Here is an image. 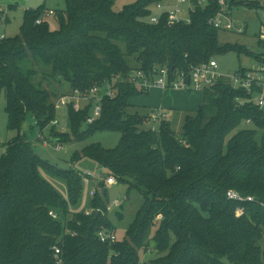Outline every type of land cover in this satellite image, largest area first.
I'll return each instance as SVG.
<instances>
[{
	"label": "trees",
	"instance_id": "1",
	"mask_svg": "<svg viewBox=\"0 0 264 264\" xmlns=\"http://www.w3.org/2000/svg\"><path fill=\"white\" fill-rule=\"evenodd\" d=\"M65 1L66 9L56 10L58 29L50 28L47 17L37 23L47 9L41 6L26 10L19 34L0 38V101L4 94L8 128L17 132L0 158V264H57L55 245L64 264H264V109L253 103L238 107L245 91L220 81L202 92L181 134L170 121L152 131L147 127L151 111H129L132 98L148 92L126 80L134 69H187L229 52L252 55L251 49L220 43L219 31L208 23L214 2L198 7L190 23L169 26L150 22L152 6L162 0H136L119 11L117 0ZM239 3L261 7L254 1ZM114 77L118 93L103 100L94 123L85 122L89 108L69 111L70 128L79 140L98 131L121 133L116 147L91 143L82 155L144 198L127 237L105 243L98 231H115L106 209V182L92 196L90 208L96 210L91 215L72 212L40 168L66 179L72 203L81 194V173L41 158L23 126L36 119L44 130L56 118L59 93L44 81L73 89ZM247 120L251 126L238 129ZM49 130L58 142L65 134L55 126ZM229 190L256 201L231 200ZM239 207L242 216H237ZM51 209L59 219L49 214ZM141 249L156 254L140 262Z\"/></svg>",
	"mask_w": 264,
	"mask_h": 264
},
{
	"label": "rangeland",
	"instance_id": "2",
	"mask_svg": "<svg viewBox=\"0 0 264 264\" xmlns=\"http://www.w3.org/2000/svg\"><path fill=\"white\" fill-rule=\"evenodd\" d=\"M136 0H117L114 6L116 11L121 10L125 5L131 4ZM45 7L50 10H65V0H0V36L5 35L15 36L19 34L20 27L24 20V14L27 9H37L39 7ZM154 8V7H153ZM236 19L248 23V29L245 33L239 34L220 30L219 41L220 43H239L248 46L253 52L252 55L246 53L229 52L224 55H217L219 63V70L223 74H232L242 68H249L257 64L256 54L261 52L263 48L258 43V35L261 30V24L264 22V10L262 8H249L247 6H240L234 11ZM51 29L56 30L59 28V20L56 16L52 15L46 18ZM41 70L43 68H37ZM41 79V74L37 76V80ZM44 85L52 91H58L59 95L63 92L69 91L67 84H62L58 81L52 80L50 83L44 81ZM67 91V92H68ZM203 99L202 91L196 90H167L152 89L146 94H141L132 98V104L135 106L129 109L130 112L139 111L140 113H148L153 108H160L164 112L169 113V119L171 121L172 129L177 133L183 132V124L186 115L195 114L198 106ZM6 97L3 94L0 101V158L4 153L8 142L17 135L15 130L8 128V118L5 111ZM195 108V109H191ZM69 115L66 109L61 108L57 112V117L60 120V126H66L65 130H61V127L56 126V129L65 134H59L60 142L50 141L46 144L39 138V130L35 128L33 132H30V126L33 125V121L30 118L25 122L23 126L24 130H28L29 138L34 151L44 160L56 165L58 169H70L74 168L82 175V189L81 194L76 203L69 201L68 185L65 178L55 175L45 168H40L41 175L47 179L55 189L68 200V207L72 212H85L91 206L93 197L91 191L98 189L101 191L102 187L99 185L109 174L106 168H102L101 165L92 157L83 156V148L91 143H101L106 148L116 147L121 139V133L116 130H104L98 131L93 135L84 136V140H79L72 131L69 125ZM30 125V126H29ZM148 126V124H147ZM251 126V124H249ZM247 127V124L243 122L238 129ZM86 128V124L80 128L82 132ZM237 129V130H238ZM261 132V131H260ZM45 136L54 137V133L46 129L44 131ZM55 167V166H54ZM108 189L107 193V211L109 218L113 223L115 232L119 240H124L127 237V230L133 221L137 211L142 205L144 198L139 190L136 188L129 190L127 183L117 182L114 185H106ZM119 200L121 205H116L115 201ZM111 208L110 210L108 208ZM94 209V207H91ZM118 212L123 214L122 217L118 216ZM72 215L69 214L67 219H70ZM156 227L153 228V232ZM155 252H146L143 249L140 250V262H149L150 257H153Z\"/></svg>",
	"mask_w": 264,
	"mask_h": 264
},
{
	"label": "built area",
	"instance_id": "3",
	"mask_svg": "<svg viewBox=\"0 0 264 264\" xmlns=\"http://www.w3.org/2000/svg\"><path fill=\"white\" fill-rule=\"evenodd\" d=\"M259 2L264 10V0H162L156 2L152 6V13L150 22L157 24L165 21L167 25L172 26L178 23H190L192 20V13L198 7H208L214 2L216 4L215 13L208 19V23L213 28L225 30L229 32L243 34L248 29V23L242 22L235 18L234 11L240 6H246L239 2ZM154 7V8H153ZM248 7V6H247ZM251 8V7H249ZM254 8V7H253ZM258 8V7H256ZM0 11V16H1ZM56 15L54 10L46 9L44 15L37 20L41 23L44 17ZM5 35L0 36L4 38ZM258 43L263 48L261 52L256 54L257 64L249 68H240L232 74H223L219 70V63L217 55L211 57L207 61L198 64H191L187 69L170 68L169 65H155L150 72L143 69H134L126 77L127 82L150 92L152 89L167 90H196L204 91L206 87L224 81L231 84L234 88H239L245 91L246 96L237 98L238 107L246 103H253L264 109V22L261 24V30L258 35ZM118 77L104 82L93 83L87 87H76L70 89L68 92L60 94L55 101V108L57 112L64 108L68 112L70 110L80 112L89 108V114L86 117V124L94 123L101 115L103 110L102 102L105 98H114L118 93ZM170 121L169 113L164 112L160 108H154L150 112L148 128L152 131L159 130L163 122ZM246 124H251V120H247ZM51 126H60V120L56 116L51 121L49 126L41 130L38 128V120H33V127L38 128L39 138L46 144L52 141V137L45 136L44 131L50 129ZM66 126H62L61 130H65ZM105 181V179L103 180ZM117 179L108 174L106 178V185H114ZM103 189V188H101ZM99 190L91 191V196H94ZM227 196L235 201H256L254 196H243L235 190H229ZM116 205H121L119 200L115 201ZM263 204V203H262ZM264 205V204H263ZM111 209L110 207L108 208ZM96 209L89 208L85 211L86 215H91ZM244 208H237V216L244 214ZM49 214L54 219H59V213L51 209ZM98 238L102 242L115 243L118 240L117 234L114 230L102 228L98 231ZM54 258L57 264H64L62 258V250L59 245H55Z\"/></svg>",
	"mask_w": 264,
	"mask_h": 264
},
{
	"label": "water",
	"instance_id": "4",
	"mask_svg": "<svg viewBox=\"0 0 264 264\" xmlns=\"http://www.w3.org/2000/svg\"><path fill=\"white\" fill-rule=\"evenodd\" d=\"M173 68H174V67H173ZM57 140H58L57 138H53V139H52L53 142H57ZM103 191H104V190H103Z\"/></svg>",
	"mask_w": 264,
	"mask_h": 264
},
{
	"label": "crops",
	"instance_id": "5",
	"mask_svg": "<svg viewBox=\"0 0 264 264\" xmlns=\"http://www.w3.org/2000/svg\"><path fill=\"white\" fill-rule=\"evenodd\" d=\"M2 36V35H1ZM156 108V107H155ZM154 109V108H153ZM191 109H195V108H191ZM187 116V115H186ZM171 122V121H170ZM30 126V125H29Z\"/></svg>",
	"mask_w": 264,
	"mask_h": 264
}]
</instances>
